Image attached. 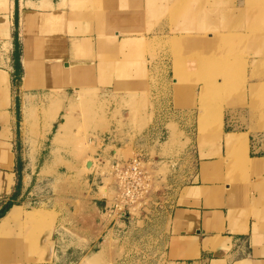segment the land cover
Listing matches in <instances>:
<instances>
[{"label": "crops", "instance_id": "1", "mask_svg": "<svg viewBox=\"0 0 264 264\" xmlns=\"http://www.w3.org/2000/svg\"><path fill=\"white\" fill-rule=\"evenodd\" d=\"M175 3L176 0H0V211L12 204L0 222L20 212L15 205L27 212L25 205L14 203L13 198L18 193L19 201L30 194L32 169L28 164L20 191L16 183L19 175L12 145L18 126L11 113L17 99L21 107L25 99L30 101L32 110L34 105L59 93L106 90L117 81L133 80L127 65L136 62V51L145 58L146 62L140 63L147 67L159 63L172 66L170 57L152 58L148 52L154 40L173 37L170 18L160 22V17L170 15ZM199 5L200 13L192 8L184 12L181 35L207 36L203 42L207 47L216 45L215 36H228L223 39L224 46L254 49L250 71L254 63L262 62L264 66V0H200ZM13 81L20 83L17 92H13ZM260 83H264V76L263 80L248 83L246 104L224 106L217 139L199 140L198 134L192 137L184 119L185 133L190 136L187 147L193 146L194 151L191 149L193 155L184 158L189 163L182 170L183 181L178 183L169 206V230L162 251L167 263L264 264V98L261 110L251 106L255 93L251 85ZM53 100L56 98L51 99V104ZM179 109L184 115L196 112L192 107ZM45 122L35 140L28 135V122L26 134L22 135L20 121L23 143H54L61 124L58 114ZM41 134L43 138H38ZM228 135L233 139L229 140ZM141 142L135 144L136 152L149 157L148 147L153 145L152 152L162 158L167 141L144 138ZM22 158L39 160L41 155L25 151ZM56 159L53 147L43 165L50 163V169ZM94 198L97 200L88 201L82 213L84 219L75 202L77 255L101 249L109 235H117L116 227L126 218L112 209L108 199H100L99 195ZM26 224L27 220L19 218L5 235L0 246L5 264H15L18 259L9 262L1 249L15 247V243L21 246L18 241L25 237L20 229ZM47 236L51 239V234L44 235L41 254L45 249L49 254L51 249L50 240L45 242Z\"/></svg>", "mask_w": 264, "mask_h": 264}, {"label": "rangeland", "instance_id": "2", "mask_svg": "<svg viewBox=\"0 0 264 264\" xmlns=\"http://www.w3.org/2000/svg\"><path fill=\"white\" fill-rule=\"evenodd\" d=\"M199 2L176 0L171 14L160 17V22L170 18L174 34L154 40L148 55L166 60L170 57L172 66L159 63L147 67L146 63H140L146 61L136 51L133 55L136 62L127 65L133 80L117 81L114 87L106 90L89 88L77 93H59L50 100L48 98L49 101L34 105L32 110L30 101L25 99L21 107L20 98L17 99L11 115L18 126L12 148L20 175V186L19 176L16 182L19 191L23 175L27 177L26 164L32 173L30 194L19 201L18 193L13 198L14 203L24 204L23 209L27 212H22L17 205L13 207L19 208L23 216L28 212L37 216L33 221L27 220L26 226L20 229L25 237L19 241L20 250L15 241L17 247L1 249L9 262L29 259L37 260L33 264H169L162 251L169 230L171 198L178 183L183 181L182 170L189 163L184 158L194 151L193 146L187 147L189 133L192 137L198 134L199 140L217 139L220 127L217 124L207 127L206 123L201 126L200 119L204 117L205 122L208 118L213 119L214 113L224 106L246 104L248 83L263 80L264 76L262 62L254 63L249 70L254 49L224 46L223 39L228 36H215L216 45L207 47L203 43L208 40L207 36L181 35L179 29L183 30L186 18L184 12L192 8L196 9L195 13H200ZM19 87L20 83L13 81V92ZM251 87L256 93L252 95L251 106L261 110L264 83ZM55 98V103L51 104V99ZM182 107H192L196 112L184 115L179 109ZM57 114L58 123L64 121L54 143L51 140L23 143L20 121L22 135L26 134L24 126L28 122V135L36 140L39 130L43 132L45 121L53 120ZM185 118L189 135L183 125ZM42 135L38 138H43ZM144 138L153 142L167 141L162 158L152 152L153 145L148 147L149 157L134 150L135 144L143 143ZM53 147L57 159L49 169L50 163H43ZM25 151L33 156L39 153L41 158L23 159ZM139 155L149 172L148 193L137 204L128 207L129 215L122 219L120 227H116L117 235H109L100 250L88 255L75 254V202L80 205L81 219L85 218L82 213L87 210L88 201L94 202L98 195L113 205L117 198L115 180L110 175L113 158L129 159ZM88 161L92 167L87 165ZM191 165L195 167L193 160ZM47 233L51 234V239L49 241L47 236L45 242L49 241L51 249L49 254L46 249L41 254Z\"/></svg>", "mask_w": 264, "mask_h": 264}, {"label": "built area", "instance_id": "3", "mask_svg": "<svg viewBox=\"0 0 264 264\" xmlns=\"http://www.w3.org/2000/svg\"><path fill=\"white\" fill-rule=\"evenodd\" d=\"M110 175L117 190L112 209L117 210L121 217H127L128 207L137 204L148 193L150 178L145 161L140 155L129 159L115 157L111 162Z\"/></svg>", "mask_w": 264, "mask_h": 264}, {"label": "bare ground", "instance_id": "4", "mask_svg": "<svg viewBox=\"0 0 264 264\" xmlns=\"http://www.w3.org/2000/svg\"><path fill=\"white\" fill-rule=\"evenodd\" d=\"M222 110L220 109V110H217L215 113H214V118L213 119H211V118H208L207 120H206V122H205V120H204V117L203 118H201L200 119V123H201V126H203V123H206V125H207V127H213L214 126V124H217L218 126H221V117H222ZM25 115H27V114H25ZM29 115V114H28ZM27 119H25V121H26ZM27 122V121H26ZM27 125V124H26ZM25 128H26V126H24ZM223 131V130H222ZM228 137H229V140L230 139H233V135H228ZM237 143H239V142H237ZM246 145V144H245ZM238 152V151H237ZM91 162H89L88 161V164L87 165H89V166H91ZM92 167V166H91ZM186 191V190H185ZM184 191V192H185ZM183 192V193H184ZM36 216H37V214L35 215V214H31L30 212H28V213H25L24 214V216H22V214H21V212H17V213H15V212H13V213H11L6 219H2L1 220V222H0V246L2 245V243H3V241H4V237H5V235H7L8 233V231H10V228H11V224L13 223V222H15V221H18L19 220V218H21L22 220H23V222L24 221H26V220H31V221H33L34 219H36ZM12 217H17L18 219H11ZM31 218V219H30ZM11 234V233H10ZM17 236V235H16ZM16 241V240H15ZM19 242V241H18ZM16 247H17V245H16ZM18 247H20L19 245H18ZM6 248V247H5ZM22 253V252H21ZM24 255V254H23ZM25 256V255H24ZM24 259V258H23ZM29 261V260H28ZM5 263H7V261L5 260V258L4 257H2V254L0 253V264H5ZM34 263V261H29L28 263H26V264H33ZM15 264H23V263H21V262H19V260L17 261V263H15ZM40 264H42V263H40Z\"/></svg>", "mask_w": 264, "mask_h": 264}, {"label": "trees", "instance_id": "5", "mask_svg": "<svg viewBox=\"0 0 264 264\" xmlns=\"http://www.w3.org/2000/svg\"><path fill=\"white\" fill-rule=\"evenodd\" d=\"M17 44H18V43H17ZM18 186H20V175H19V183H18ZM17 188H19V187H17ZM11 206H12V204H9V206H7L6 208H3V209L0 211V218H1L2 216L5 215V213L7 212V210H8Z\"/></svg>", "mask_w": 264, "mask_h": 264}]
</instances>
